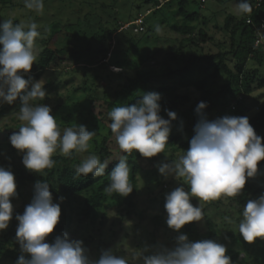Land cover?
I'll return each instance as SVG.
<instances>
[{
	"label": "rangeland",
	"instance_id": "1",
	"mask_svg": "<svg viewBox=\"0 0 264 264\" xmlns=\"http://www.w3.org/2000/svg\"><path fill=\"white\" fill-rule=\"evenodd\" d=\"M258 1L249 0L253 6H257ZM239 3V0H190L186 8L188 17H185L180 13L179 0H167L157 10L153 4L146 5L143 0H43V9L40 11L27 9L24 0H11L8 5L0 2V23L7 19H12L14 23H37L41 35L34 44L36 62L46 48L60 49L70 45L92 47L93 52L88 53V57L81 58V63H88V66L93 68L90 73H86L85 78L81 71L84 65L80 64L62 72L46 70L38 74L39 78L36 80L43 78L45 85H53L48 91L49 102L44 105L51 108V114L57 119L61 131L74 120L75 125H84L88 131L96 133L89 142V150L81 155L84 159L89 152H96L95 141L101 142L108 132L98 130L103 125L90 113L85 103L86 95L93 99L100 97L105 82L108 84L110 100L113 97L115 81L117 82L120 76L133 73V69L137 67L145 72H163V55H168L169 58L178 50H181L184 58L171 61L170 66L175 70L184 67V60H188L191 55L202 58L214 56L219 50L229 51L230 32L225 31L227 17L232 16L235 21H240L247 16L236 13L235 4ZM136 20H141L144 29L142 32L135 26H128ZM158 26L159 32L156 31ZM118 28L119 32L112 34L111 38L106 34L109 30ZM188 31L195 35L192 43L188 41ZM200 32L207 34V40L200 39ZM222 39L226 41L224 46L220 45ZM197 41L201 44L199 47L195 45ZM104 51H108L106 58L103 54H98ZM148 55L151 58H148ZM103 61L106 64H101ZM114 68L121 71H113ZM214 72L215 66L212 62H203L190 69L181 78L183 82L175 77L162 79L159 83L175 84L181 91L187 90L195 100L199 93L192 86L193 83L207 80V88L212 89L229 83L225 74L215 80L209 79ZM22 75L24 77L27 74ZM260 76L264 80V66ZM55 102H61V114H54ZM262 102L264 87L256 88L246 97V103L252 109L250 112L255 110L257 103ZM2 103L0 102V107ZM5 106L7 114L0 118V167L7 170L5 167L13 164L26 170L22 163L24 153L9 146L10 136L18 131V126L22 123L17 119L20 105L16 102ZM96 112L98 109L93 113ZM86 118L89 119L88 123H84ZM114 156L118 157L116 150ZM171 162L169 150L155 157L142 159V171L137 175L135 209L123 222L117 219L120 208L114 206L103 225L99 221L92 224L90 220L81 219L86 196L69 198L67 202L72 216L67 233L69 240L82 241L86 254L92 260L99 259L102 252L111 250L118 257L128 258L130 264H142V261L133 259L140 251L147 248L149 251L144 255H150L160 247L172 249L179 235H186L190 240L189 228L199 237L191 239L193 242L213 240L224 245L231 264H264V239L257 238L252 243L243 240L238 232V223L244 207L231 203L226 197L200 202L203 204L204 219L186 224L179 232L167 226V212L164 207L166 195L181 186L186 192L189 191L188 186L183 185L182 179L177 180L173 176L165 178L158 171L161 164ZM257 168L254 179L264 185V161L259 162ZM161 184L164 192L159 187ZM33 195L34 186L25 184L20 193L12 198L13 216L8 227L0 231V246L4 239L13 234L15 223L16 229L18 228L16 216L23 215L26 207L32 202ZM190 202L193 206H199V200L196 198H192ZM53 203L59 204L61 209L65 206L62 201ZM226 216L231 218L233 223H228L224 219Z\"/></svg>",
	"mask_w": 264,
	"mask_h": 264
},
{
	"label": "clouds",
	"instance_id": "2",
	"mask_svg": "<svg viewBox=\"0 0 264 264\" xmlns=\"http://www.w3.org/2000/svg\"><path fill=\"white\" fill-rule=\"evenodd\" d=\"M24 5L29 10L40 11L43 0H24ZM235 11L239 15L250 14L253 7L249 0H242L235 4ZM156 31H160L159 26ZM40 35L35 22L14 23L7 19L0 23V102L11 105L18 98L21 102L17 119L22 123L10 136V143L24 153L22 163L27 170L43 175L45 169L54 167L52 157L58 149L65 156L73 151L87 152L96 133L83 125L65 127L61 131L51 108L35 103L46 96L45 80L25 79L22 74L30 73L37 60L34 44ZM113 71L121 69L114 68ZM160 99L158 93H147L138 104L115 106L108 112L111 121L108 127L122 155L108 176L110 183L104 188L106 194L127 196L133 191L127 155L138 152L142 157L151 158L165 153L171 121L177 116L175 112L167 111L169 119L162 118ZM206 107V103L200 102L196 108L200 119L188 150L158 168L165 178L182 179L183 185L189 188L186 192L184 187H177L165 198L166 223L176 232L186 224L204 219L200 202L237 197L244 189L246 179L253 178L258 163L264 161V142L247 117L224 116L209 121L203 111ZM107 166L108 162H101L97 155L90 154L75 167V173L84 177H101ZM15 195L14 175L0 167V231L5 230L12 219L10 198ZM192 198L199 200V206H193ZM241 215L238 232L243 240L252 243L257 238L264 239V195L249 200ZM60 216L61 208L53 203L49 183L37 182L32 202L23 215L16 216L17 242L21 252L30 258L21 255L16 264H130L128 258L118 257L111 250L92 260L86 254L83 242L69 240L67 233L57 236L51 244L45 242ZM224 219L233 223L227 216ZM148 251L143 249L133 259L142 261V264H231L224 245L213 240L189 242L183 234L177 237L172 249L160 247L152 254L144 255Z\"/></svg>",
	"mask_w": 264,
	"mask_h": 264
},
{
	"label": "trees",
	"instance_id": "3",
	"mask_svg": "<svg viewBox=\"0 0 264 264\" xmlns=\"http://www.w3.org/2000/svg\"><path fill=\"white\" fill-rule=\"evenodd\" d=\"M143 1L146 5L153 4L157 10L167 0ZM0 2L8 5L11 0H0ZM194 2L198 4L196 1ZM239 2H242V0H239ZM189 4L190 0H179L180 13L185 17H188L186 8ZM252 7V13L247 14L240 21H235L232 16L227 17L225 31L230 32L231 49L229 51L219 50V53L214 56L202 58L191 55L188 60H184V67L175 70L170 66L171 61L175 62L180 58H184L181 50H178L169 58L168 55H163L162 61L165 69L163 72H145L139 70L137 67L133 69V73H127L124 77L120 76L118 81H115L112 90L113 97L110 100L108 99L110 96L108 84L103 81L104 87L102 92H100V97L97 96L93 99L86 95L85 103L90 109V113L94 115L91 114V116L95 117L103 125L98 130L108 131L101 142L95 141L96 152H89L87 154H95L100 158L101 162H108L104 176L96 178H93L91 175L87 177L78 176L75 173V167L81 162V155L86 153L73 151L71 155L65 156L59 152V149L52 157L55 161L54 167L45 169L43 175L27 169L24 170L20 166L15 167L13 164L5 167L14 175L16 195L12 198H15L20 193L25 184L34 186L37 182L46 181L50 185L53 201L65 202V206L61 209L59 222L53 233L46 238L45 242L51 244L57 236L62 237L63 234L68 233V228L72 220L71 208L67 202L69 198L86 196L85 206L81 211V219L90 220L92 224L99 221L103 225L106 219L109 218L110 210L114 206L120 208L117 219L121 222L133 214L136 205L137 175L142 171L141 161L144 158L138 152H133L130 155L124 154L127 155L128 165L131 169L130 182L133 185V191L127 196H120L116 193L106 194L104 191V188L110 183L108 176L118 165L119 158L122 155L114 140L115 137L108 127L111 122L108 118V112L115 106H132L138 104L144 94L158 93L161 97L159 101L161 117L169 119L167 111H173L177 116L175 121H171V131L165 147L166 151L169 150L172 160L177 159L190 146V140L195 134V125L200 119L196 113V108L200 102H204L207 105L203 111L209 121L224 116L247 117L257 136L264 142V102L257 103L253 112H250L252 109L246 103V97H249L256 88L264 87V80L260 76L261 69L264 66V42L256 47L255 27L248 24L249 20L255 25L264 23V0H261L257 6L252 5ZM117 32H119V28L109 30L106 34L111 38V35ZM187 34L188 41L192 43L194 41L192 38L195 37L194 33L188 31ZM199 36L202 41L207 40L206 33L200 32ZM225 44V39H222L220 45L224 46ZM195 45L199 47L201 44L197 41ZM91 52H93L92 47H74L72 45L68 47L64 46L60 49L46 48L40 55L38 61L32 66L31 72L27 73L24 78H31L33 81H36L39 78L38 74L46 70L62 72L64 69H71L74 65L78 66L80 64L84 65L81 71H83L85 78L86 73H90L93 68L90 67L91 65L88 66V63H81V58L83 56L88 57V53L91 54ZM98 54H103L105 56L104 58H106L108 51ZM148 58L151 57L148 55ZM143 61L144 59H142ZM203 62H207L208 64L212 62L215 66V72L212 76H209V79L215 80L221 74H225L229 78V83L218 89L207 88V80L193 83L192 86L199 93V97L195 100L191 98L187 90L181 91V88L175 84L159 83L162 79L169 80L175 77L179 78L180 82H183L181 78L196 64ZM101 64L104 65L106 63L103 61ZM252 67H255V69ZM31 74L35 75L32 76ZM52 88V84L45 85L44 90L46 96L44 100H38L36 102L47 104L49 102L48 91ZM100 101H102L101 104L99 103ZM16 102L21 105L19 98L14 103ZM5 105L8 104L5 103ZM5 105L2 103L0 107V118L7 114V106ZM53 106L54 114L62 113L61 102H55ZM97 109L98 112L96 114L93 113ZM84 121V123H88L89 119L86 118ZM76 126L74 120H72L66 127L75 128ZM115 150L118 153V157L114 156ZM10 159L14 161L12 157ZM159 187H161L162 192L165 191L162 184ZM261 195H264V185L256 182L253 177L246 179L245 187L237 197L226 198L231 203L245 207L249 200H255ZM12 198H10V202L13 200ZM16 232L15 223L13 226V234L1 243L0 264H16L21 255H25V258H30L27 254L21 252L20 245L17 242ZM188 232L191 235L190 240L196 237L199 238L195 231L191 232L188 228ZM190 240L189 242H193Z\"/></svg>",
	"mask_w": 264,
	"mask_h": 264
},
{
	"label": "built area",
	"instance_id": "4",
	"mask_svg": "<svg viewBox=\"0 0 264 264\" xmlns=\"http://www.w3.org/2000/svg\"><path fill=\"white\" fill-rule=\"evenodd\" d=\"M259 2H261V0H259L258 3ZM248 24H251L255 27V30H256V47H257L264 42V23H260V24L255 25L249 20ZM128 26L130 28H131V26H133V27L135 26V28H137L141 32L144 30L142 25H141V20H136L134 23H131Z\"/></svg>",
	"mask_w": 264,
	"mask_h": 264
}]
</instances>
